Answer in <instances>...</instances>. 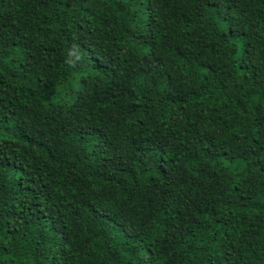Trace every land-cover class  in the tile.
<instances>
[{"label": "trees", "instance_id": "1", "mask_svg": "<svg viewBox=\"0 0 264 264\" xmlns=\"http://www.w3.org/2000/svg\"><path fill=\"white\" fill-rule=\"evenodd\" d=\"M0 264H264V0H0Z\"/></svg>", "mask_w": 264, "mask_h": 264}]
</instances>
